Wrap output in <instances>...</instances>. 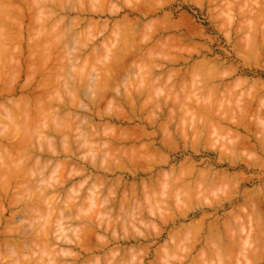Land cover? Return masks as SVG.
Masks as SVG:
<instances>
[{
    "label": "clouds",
    "instance_id": "obj_1",
    "mask_svg": "<svg viewBox=\"0 0 264 264\" xmlns=\"http://www.w3.org/2000/svg\"><path fill=\"white\" fill-rule=\"evenodd\" d=\"M0 264H264V0H0Z\"/></svg>",
    "mask_w": 264,
    "mask_h": 264
}]
</instances>
